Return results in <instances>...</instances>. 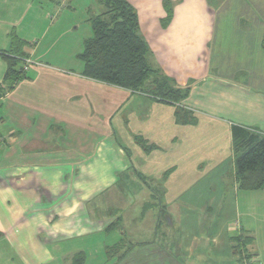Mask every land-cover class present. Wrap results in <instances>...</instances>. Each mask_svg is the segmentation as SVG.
I'll return each mask as SVG.
<instances>
[{
    "label": "crops",
    "instance_id": "crops-1",
    "mask_svg": "<svg viewBox=\"0 0 264 264\" xmlns=\"http://www.w3.org/2000/svg\"><path fill=\"white\" fill-rule=\"evenodd\" d=\"M127 1L152 68L188 90L177 106L135 94L126 117L121 91L83 78L77 55L92 36L99 0H0V87L4 55L19 59L24 76L0 98V264H84L76 252L89 251L97 237L104 254L118 248L125 232L107 241L109 234L134 219L125 214L123 222L124 211L110 214L99 199L126 182L135 188V264L142 247L148 264H244L231 225L221 237L213 223H203V238L186 225L184 211L198 201L212 222L208 203L216 199L184 195L198 183L237 190L231 126L264 134V3L242 5L235 14L226 3L213 9L210 0ZM165 2L172 11L163 24ZM125 124L135 130V154L123 139ZM141 143L154 148L144 152ZM61 188L69 196L60 199ZM80 188L89 189L83 200L76 199ZM246 250L250 264H264L252 246ZM120 257L130 264L131 255Z\"/></svg>",
    "mask_w": 264,
    "mask_h": 264
},
{
    "label": "trees",
    "instance_id": "trees-1",
    "mask_svg": "<svg viewBox=\"0 0 264 264\" xmlns=\"http://www.w3.org/2000/svg\"><path fill=\"white\" fill-rule=\"evenodd\" d=\"M101 12L91 19L92 36L83 45L77 59L83 64V76L103 85L145 95L154 102L177 106L188 90L176 87L149 63V48L139 32L137 14L127 0H99ZM163 24L171 18L169 2ZM264 50V38L261 42ZM7 65L0 98L24 79L16 58L3 56ZM178 110V108H177ZM181 110V109H180ZM234 175L240 191L264 189V134L252 128L231 126ZM144 152L154 147L141 143ZM1 238V233H0Z\"/></svg>",
    "mask_w": 264,
    "mask_h": 264
},
{
    "label": "rangeland",
    "instance_id": "rangeland-1",
    "mask_svg": "<svg viewBox=\"0 0 264 264\" xmlns=\"http://www.w3.org/2000/svg\"><path fill=\"white\" fill-rule=\"evenodd\" d=\"M210 2L211 5H213V9L215 10H217V8L220 5L226 3L228 7H231L233 9L235 8V14H236L237 12H239L240 6L246 4L247 5L259 4L261 3V0H210ZM262 2L264 3V0H262ZM91 12L89 13V16L94 14L93 13L94 11L92 13ZM77 16L80 20H83L85 17V13L81 11V13L78 14ZM77 16L75 17V19L77 18ZM243 19L244 18H242V20ZM86 29H89L88 26L86 27ZM52 31H54V29H52ZM52 35L53 33L51 34V36ZM59 46L62 47L61 41L59 42ZM52 54L53 53L51 54L46 53L45 59L57 64V61L54 57H52ZM27 60L29 59H26V61ZM32 63L33 62H31V64ZM60 64H64V63L60 62ZM81 65L83 64L81 63ZM260 75L261 74H257L256 77H259ZM82 76H83V72H82ZM83 78L88 79L85 76H83ZM240 78L241 77L237 76L236 79L240 80ZM106 86L109 89H114L117 91H121V93H123L122 108L125 107L123 114H125L126 117L129 116L130 110H132L133 107L135 106V94H131L130 91L120 89L117 87H112L109 85ZM108 95L110 96V93H108ZM126 95L129 96V99L126 98ZM140 96H143L144 98L150 100V98H148L145 95H140ZM187 96H189V94ZM120 98H122V95ZM2 111L3 109L0 108V113H2ZM121 133L124 136L123 139L125 142H129V143L131 142L128 148H130V150L135 154V139L131 140L132 138H130L131 134H135L133 125L125 124L123 127L121 126ZM129 138L130 141L129 140L127 141L126 139ZM206 162L203 163V166L207 165ZM200 170L203 169L200 168ZM216 174H217L216 172H213L209 176H214ZM223 174L225 175L224 179L227 180L229 173L227 171H224ZM59 177L67 180L69 179L67 173H63V172L59 173ZM209 179L210 177L204 178V180L207 181H209ZM65 190L66 192L70 191V197H71L73 193V189L66 187ZM90 190H91V194L100 191V189H90ZM62 191L63 188L60 189L61 192L60 199L69 196L67 194H63ZM88 192L89 189L87 188L77 189L75 192L76 199L83 200L84 197L87 196V194L84 195V193H88ZM117 192L118 195H116ZM191 193H193L195 198H199L200 201L201 198H203V201H206L208 198L216 199L214 200V202L210 200V202L208 203V206L213 208V212L209 214L210 217L212 218L211 220L212 222H210L207 215L201 214V210H202L201 207L202 206L205 207L207 204L199 203V201L197 204H195V206L193 204H188L186 207L187 210L184 211L187 215L186 225L190 226L191 224L192 228H194L198 236L203 238L202 235L203 223L209 222L208 225L213 223L214 230H216L221 235V237H223L225 234L228 235L226 228H228L231 225L233 229L236 230L233 233L235 237L233 236L232 238L233 249L235 250V253L238 256H240L244 264H250L251 261V257L247 254V250H246L249 246H252L256 254L258 253V255H262L264 259V190H259L256 192L240 191L238 190V184H237V190L233 189L228 185L222 187L206 188L202 186V183H198L196 186L188 189L187 194H185L184 196H186V198L188 196L190 197ZM99 200L100 201L105 200L106 204L105 206H102V208L106 209L107 207L108 210L110 209L109 211L110 214H113L116 212V210H120V209L124 211L123 213L122 212L118 213V215H121L124 218L123 222L125 221V214H127L129 220L134 219L135 221V188L133 183L126 182V186L122 184L121 189L119 188L107 189V193H105L102 197H100ZM224 201H226L227 204H225ZM181 203H185V202H180L179 204ZM259 205L261 206V208L259 207ZM67 221H68V216L62 220V222L65 224L67 223ZM134 221L132 223L126 221L124 223V226L122 227L123 231H118L114 235L109 234L107 241L114 240V238L119 239L120 236H118L117 234L121 232H125L126 235H124L123 238L121 237L122 239L120 238L122 242L118 248H110L107 251V255L104 254V250H102L101 248L103 246V238L97 237L94 239V242L98 244L95 245L94 243L89 251L81 255L78 254L79 252H76V256H75L76 260L79 261L84 258V261H86L84 264H120V262L121 263L125 262L124 258L120 257L122 254V255H131L130 264H135V222ZM194 224L195 226H193ZM241 229H243L244 231L241 232ZM231 234L232 233H230V235ZM157 239H159V237H157ZM140 242H144V241L141 240ZM219 243L223 245V239H220ZM147 254H148V248L142 247V251L140 252V255L138 257L140 261L137 264H148L147 259L143 260V257L147 256ZM105 256L108 257V260H106ZM119 258L121 259V261H119L120 260ZM162 261L163 260H161V262ZM165 263L166 262H162V264ZM60 264H70V263H65V261L64 262L61 261Z\"/></svg>",
    "mask_w": 264,
    "mask_h": 264
},
{
    "label": "built area",
    "instance_id": "built-area-1",
    "mask_svg": "<svg viewBox=\"0 0 264 264\" xmlns=\"http://www.w3.org/2000/svg\"><path fill=\"white\" fill-rule=\"evenodd\" d=\"M27 62H29V60H27Z\"/></svg>",
    "mask_w": 264,
    "mask_h": 264
}]
</instances>
